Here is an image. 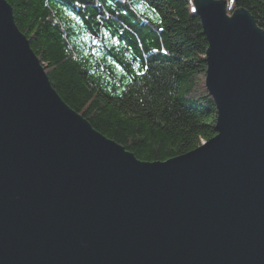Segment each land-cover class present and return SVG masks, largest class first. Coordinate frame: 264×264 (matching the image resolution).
<instances>
[{
    "label": "water",
    "instance_id": "obj_1",
    "mask_svg": "<svg viewBox=\"0 0 264 264\" xmlns=\"http://www.w3.org/2000/svg\"><path fill=\"white\" fill-rule=\"evenodd\" d=\"M193 4L216 136L149 163L63 102L0 0V264H264V32Z\"/></svg>",
    "mask_w": 264,
    "mask_h": 264
},
{
    "label": "trees",
    "instance_id": "obj_2",
    "mask_svg": "<svg viewBox=\"0 0 264 264\" xmlns=\"http://www.w3.org/2000/svg\"><path fill=\"white\" fill-rule=\"evenodd\" d=\"M73 111L141 162H166L216 136L208 43L193 0H6ZM264 32V0H218Z\"/></svg>",
    "mask_w": 264,
    "mask_h": 264
},
{
    "label": "bare ground",
    "instance_id": "obj_3",
    "mask_svg": "<svg viewBox=\"0 0 264 264\" xmlns=\"http://www.w3.org/2000/svg\"><path fill=\"white\" fill-rule=\"evenodd\" d=\"M205 143L204 141H202V144Z\"/></svg>",
    "mask_w": 264,
    "mask_h": 264
},
{
    "label": "rangeland",
    "instance_id": "obj_4",
    "mask_svg": "<svg viewBox=\"0 0 264 264\" xmlns=\"http://www.w3.org/2000/svg\"><path fill=\"white\" fill-rule=\"evenodd\" d=\"M230 15V14H229ZM205 142V141H204Z\"/></svg>",
    "mask_w": 264,
    "mask_h": 264
}]
</instances>
